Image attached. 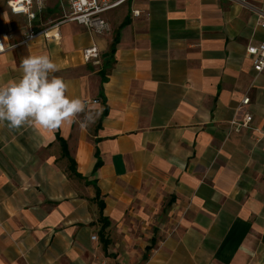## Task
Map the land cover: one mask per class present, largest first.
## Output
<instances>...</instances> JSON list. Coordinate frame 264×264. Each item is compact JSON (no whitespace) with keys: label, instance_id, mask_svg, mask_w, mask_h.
Masks as SVG:
<instances>
[{"label":"crops","instance_id":"0c3cea01","mask_svg":"<svg viewBox=\"0 0 264 264\" xmlns=\"http://www.w3.org/2000/svg\"><path fill=\"white\" fill-rule=\"evenodd\" d=\"M66 9L44 0L35 26ZM261 12L264 0H128L106 13L108 34L64 22L59 40L12 46L27 20L0 0V85L47 53L69 97L97 101L86 128L0 124V264H264V72L246 53L264 42ZM163 205L173 228L135 249V208Z\"/></svg>","mask_w":264,"mask_h":264},{"label":"clouds","instance_id":"9594fccd","mask_svg":"<svg viewBox=\"0 0 264 264\" xmlns=\"http://www.w3.org/2000/svg\"><path fill=\"white\" fill-rule=\"evenodd\" d=\"M0 44V52L4 51ZM21 75L0 85V124L21 127L61 129L65 123L86 128L95 122L88 106L79 97H69L68 85L54 75L56 63L47 54L29 55L20 63ZM83 114V119L80 117Z\"/></svg>","mask_w":264,"mask_h":264},{"label":"built area","instance_id":"2783aa9c","mask_svg":"<svg viewBox=\"0 0 264 264\" xmlns=\"http://www.w3.org/2000/svg\"><path fill=\"white\" fill-rule=\"evenodd\" d=\"M44 0H6L9 12L13 15H23L27 20V30L23 33L22 39L12 45L19 46L26 44L38 35H41L46 41H55L60 38V25L64 22H76L86 28L92 34L105 35L111 31V25L106 17V13L117 8L128 0H66L67 9L64 10L62 16L58 19L36 27L34 21L37 19L43 9ZM142 11L138 8H132L131 15L133 17L140 16ZM258 21L264 26V14L258 13ZM0 44L1 40H0ZM5 49V48H4ZM246 53L250 57L252 68L255 72H264V42L257 44H249L246 46ZM83 57L87 62L98 63L101 61V52L95 45L88 46L82 51ZM85 104L89 102H97L96 100H83ZM249 97L242 99L241 104H248ZM252 120L250 114H245L240 120H231V126L238 130L249 126ZM95 238V236H92ZM92 264H110L104 257Z\"/></svg>","mask_w":264,"mask_h":264},{"label":"rangeland","instance_id":"374dc122","mask_svg":"<svg viewBox=\"0 0 264 264\" xmlns=\"http://www.w3.org/2000/svg\"><path fill=\"white\" fill-rule=\"evenodd\" d=\"M137 215H134V220L131 222L129 232L136 239L134 244L135 249L139 248V242H144L147 239L150 242L151 236H155L156 240L163 235L168 234V230L173 228V214H169L166 210V205H163L159 210L155 208L152 213L143 215L140 212V208H135ZM129 217V215L127 216ZM148 251L146 250V253ZM143 259V258H142ZM141 259V260H142Z\"/></svg>","mask_w":264,"mask_h":264},{"label":"trees","instance_id":"16d2710c","mask_svg":"<svg viewBox=\"0 0 264 264\" xmlns=\"http://www.w3.org/2000/svg\"><path fill=\"white\" fill-rule=\"evenodd\" d=\"M103 79H104V77H103ZM70 164H71V165H70V171L73 172V174L76 175L77 177H80V175H79L78 173L75 172V169H74V166H73L72 160H71ZM98 165H99V160L96 162L94 169H96V168L98 167ZM98 195H99V190L96 188V196L98 197ZM99 207H100V213H102L103 204L100 203V204H99ZM103 219H104V218H103ZM105 224H106V223H105Z\"/></svg>","mask_w":264,"mask_h":264}]
</instances>
